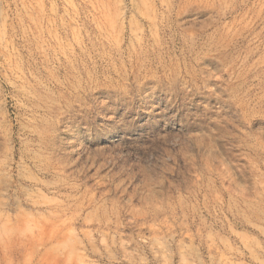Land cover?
Segmentation results:
<instances>
[{"label":"rangeland","instance_id":"obj_1","mask_svg":"<svg viewBox=\"0 0 264 264\" xmlns=\"http://www.w3.org/2000/svg\"><path fill=\"white\" fill-rule=\"evenodd\" d=\"M0 264H264V0H0Z\"/></svg>","mask_w":264,"mask_h":264}]
</instances>
